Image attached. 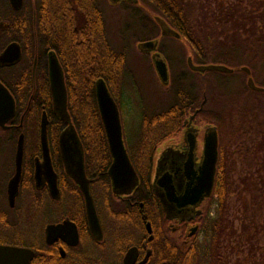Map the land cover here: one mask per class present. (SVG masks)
Listing matches in <instances>:
<instances>
[{
	"label": "flooded vegetation",
	"instance_id": "flooded-vegetation-1",
	"mask_svg": "<svg viewBox=\"0 0 264 264\" xmlns=\"http://www.w3.org/2000/svg\"><path fill=\"white\" fill-rule=\"evenodd\" d=\"M137 4L148 3L139 0L135 4L126 0L116 4H109L107 0H19L17 4L12 0H0V39L6 41L0 55L11 43L18 44L20 50L17 62L0 64V83L7 88L15 103L13 118L7 122L6 129L0 128L5 134L0 136V163L5 166V178L0 177V246L31 251L32 258L27 264H171L177 258L176 251L196 250L206 239V224L208 218L214 215L212 209L208 214L211 196L198 206L178 208L157 184L165 173H170L175 182L176 196L182 194L187 182L183 171L187 159L185 135L194 133L196 136L195 169L199 164L203 133L209 126L213 127L200 124L195 118L199 113L195 112L202 110L207 102L205 97L198 109L184 120L180 135L158 146L143 184L126 147L137 177V184L130 191L126 187L114 189L112 186L107 174L112 162L109 151L108 163L107 157L100 158L101 164L106 162V170L101 175L89 177L82 147L85 174L98 218V231H94L89 224L82 192L64 169L58 138L69 124L54 108L50 61L57 60L65 88V64L80 60L79 57L84 54L82 50H86L82 60L86 65L99 67L105 64L103 33L106 29V7L130 13ZM17 5L19 8L15 9ZM132 17L128 18L130 22L124 27L127 30L124 35L129 34L130 28L137 27L143 36L136 37L129 45L126 37L121 45L112 47L115 68L121 69L123 56L132 76L124 93H121L125 96L129 95L128 89L136 85L133 68L147 67L155 75L154 55L159 54L164 59L169 73L168 83L171 59L166 51L175 50L178 57L172 61L176 65L181 63L187 66L188 60L180 53L185 45L182 35L179 34V38L162 35L156 23L159 33L156 37H147V23L153 25L154 17H144L146 25L133 21L135 18ZM89 38L93 41L90 42ZM150 41L156 44L153 51L140 48L142 43ZM128 56L131 58V69ZM190 58L195 64L191 53ZM66 110L70 125L75 129L68 110V94ZM42 118L47 122L49 155L58 189L56 198L49 191L41 166ZM21 134L24 136L21 177L17 192L11 197L9 183L15 173L17 141ZM64 222L69 223L67 227L47 236L48 226Z\"/></svg>",
	"mask_w": 264,
	"mask_h": 264
},
{
	"label": "trees",
	"instance_id": "trees-1",
	"mask_svg": "<svg viewBox=\"0 0 264 264\" xmlns=\"http://www.w3.org/2000/svg\"><path fill=\"white\" fill-rule=\"evenodd\" d=\"M139 1L148 4L134 5L133 8L136 9L130 12L131 16L144 25H146L144 21L146 16L163 19L185 38V42L191 48L195 64L230 66L235 70L234 74L242 75L243 81L247 76L240 71V68L247 67L252 79L258 86L264 88V82L257 81L264 76V62L262 64L261 54L258 53L261 46L264 50V39L259 35L257 27L258 20L264 16V11L261 12L264 8V0L260 4L256 0H248L249 3L245 2V5L241 0H236L224 14L219 15L210 7V0H207V4L200 8L202 22L197 20L196 5L188 4L195 0ZM218 16H221L223 22L216 19ZM218 22L223 23L219 31ZM152 24L150 26L147 23L149 27L147 37H156L159 33L156 22L153 21ZM104 31L105 64L102 63L99 67L86 65L82 61L86 56V50L81 51L84 54L79 57L80 60L70 58V64L67 62L65 64L68 110L84 150L89 177L101 175L106 170L107 164L106 162L101 164L100 158H108V146L95 98V81L100 78L105 81L121 113L118 104L119 94L124 93L126 85L132 79L123 56L121 69L115 68L112 46L106 29ZM221 34L225 36L224 41L220 38ZM89 41L93 40L89 38ZM5 42L0 39V50ZM247 55H251L253 62L244 61ZM256 61H259L261 70L256 69ZM176 66L177 73H173L171 67V85L168 89L172 93V104L163 110L142 116L140 131L135 141V151L128 145L124 136L125 144L143 184L152 166L151 158L158 146L179 136L184 120L198 109L204 97L207 99L205 106L195 118L200 124L215 127L218 134V161L213 192L208 204V214L212 209L214 215L208 218L205 229L206 239L202 246L196 250L190 248L176 251L177 258L171 264H224L221 258V241L229 236L228 232L232 229L228 219V194L233 166L231 159L228 158L231 156L224 152L225 147L238 144L237 157L244 168V176L239 181L249 196V201L244 203L243 210L245 213L250 212V225H243L241 234H248L252 229L250 239L254 243L257 242V236H264V106L258 102L259 96H264V92L250 91L244 83L240 94L227 98L226 106L229 105L228 108L232 110L229 114L211 110L207 105L213 96L212 79L208 77L211 73H195L181 63ZM25 138L27 142V136ZM92 193L96 198L93 186Z\"/></svg>",
	"mask_w": 264,
	"mask_h": 264
},
{
	"label": "water",
	"instance_id": "water-1",
	"mask_svg": "<svg viewBox=\"0 0 264 264\" xmlns=\"http://www.w3.org/2000/svg\"><path fill=\"white\" fill-rule=\"evenodd\" d=\"M120 1L123 0H107L109 4H116ZM126 1L135 4L138 0ZM12 2L18 4L19 0H12ZM14 8L18 9L19 7L17 5ZM154 20L159 25L162 35L179 38V34L167 25L163 19L155 16ZM155 46L156 44L150 41L142 43L140 48L150 52L155 49ZM19 58L20 50L18 44L11 43L0 55V64H14ZM187 66L190 71L199 74L220 73L229 75L233 74L235 71L233 68L224 65H195L192 63L190 56H188ZM153 67L159 82H161L163 86L167 85L169 81L168 68L164 59L159 56V54L153 56ZM240 71L247 76L246 87L249 90L257 93L264 92L263 87L256 86L254 80L250 76V70L247 67H241ZM50 86L55 111L69 124L58 138V147L61 150L64 169L66 174L73 179L82 192L89 224L94 231H98V218L88 186L89 181L84 169L82 144L74 127L70 125L69 116L66 110L67 92L64 85L63 75L56 59L50 61ZM94 91L108 151L112 159L107 174L114 189L126 187V189L130 191L137 184V177L127 154L118 106L103 79L100 78L95 81ZM204 103L205 102H203V104ZM199 111H196L195 114ZM14 113L15 103L13 97L7 88L0 83V128H7L6 124L13 118ZM193 116L191 118H193ZM46 126L47 122L42 118L40 125V146L42 150L41 166L47 177L49 191L51 195L56 198L58 196V189L56 175L50 161ZM184 138V142L187 144V159L184 163L183 171L187 182L182 194L179 197L176 196L175 182H173V175L170 173H165L157 182V184L166 192L168 199L171 202H174L178 208L198 206L204 199L211 196L218 161V134L215 127L209 126L203 133L201 142V159L196 169L194 167V153L197 146L196 136L193 133L191 136L185 135ZM23 144L24 136L21 134L17 141L15 173L9 183L11 197L16 194L18 182L21 177ZM68 224V222H64L56 226H48L46 228L47 236L53 232L64 229ZM31 258L32 252L27 249L0 246V264H27L28 260Z\"/></svg>",
	"mask_w": 264,
	"mask_h": 264
},
{
	"label": "rangeland",
	"instance_id": "rangeland-1",
	"mask_svg": "<svg viewBox=\"0 0 264 264\" xmlns=\"http://www.w3.org/2000/svg\"><path fill=\"white\" fill-rule=\"evenodd\" d=\"M235 1L236 0H210L209 4L210 7L215 10L217 15H219L224 14L228 10L229 6ZM241 1L243 5H245V2L249 3L248 0ZM256 1L259 4L260 2H263V0ZM188 4L196 5L197 20L202 22L200 8L202 9L201 6L207 4V0H195V2L190 1ZM203 10L205 11V7L203 8ZM262 10L264 11V8L261 9V12ZM129 17H131V14L129 12L125 13V11H122L120 9H111L106 7L104 12V20L108 40L112 47L116 48L117 46L121 45L124 38L126 37L128 38L127 45H129L130 42H132V40H134L136 37L138 38L143 36L141 35V31L137 27L130 28V31L128 30L129 34L124 35L127 32V30H124V27L130 22L128 19ZM220 18L221 16L216 17L219 22H223V20H221ZM133 21L138 20L135 19ZM222 24L223 23H219L220 26L218 27V31L222 29ZM257 27L259 28V35L263 36L264 39V16L258 20ZM131 36L135 37L131 38ZM220 38L224 41V34H221ZM183 42L185 45L182 47L183 49H180V53L182 55L186 53L185 58H187L188 55L190 56L191 48L188 46L185 40H183ZM262 47L263 46H261V50H258V53L261 54L260 59L263 64L264 50H262ZM174 51V49H169L168 51H166V55H168L171 59V67L173 68V73H177L178 68L176 66V63H174V61L172 60L177 58L178 55ZM142 59L146 61L144 57ZM130 60L131 58L130 56H128L129 68L131 67ZM244 61H248L250 63L253 62V59L251 55H247ZM255 66L257 70H261L259 61H256ZM226 67L232 68L230 66ZM132 72L134 74L133 77L136 81V85L133 88L128 89L129 95L125 96L120 92V100L118 104L121 110L120 117L125 139L127 140L128 145L132 148V150L135 151V141L140 131L142 116L144 114H151L153 112H157L169 107L172 104L173 100L172 93H170V91L168 90L171 85V78L170 82L167 85L162 86L161 82L157 80L156 74L154 75L147 67H138V69L133 68ZM241 76L238 73H235L232 76L226 74L221 75L219 73H211L208 75V77L212 79L213 85V88L211 89L213 96L210 99L211 101L207 103L209 109L224 111L228 114L232 111H230V109L228 108L229 105L226 106V101L227 98H231V95L236 96L237 94H240L244 83L246 85L247 78H245V80L243 81ZM257 81L264 82V76L260 77V80L258 79ZM254 82L256 86H258L256 81ZM235 102H237V100ZM258 102L264 106V96H259ZM4 135L5 134L0 131V136ZM238 149V144H233L232 147H225L224 149L226 155L231 156L227 157L230 158L231 162L233 163V166L231 167V183L228 194V219L232 224V229L228 232L229 236L221 241V258L224 264H264V236H257V242L254 243L253 240L250 239V233H253L252 229L248 234H241L243 231L241 227L243 225L249 224L250 222V212L245 213L243 210V205L244 203H248L249 196L243 190V186L239 181L240 178L244 176V168L241 166L240 160L237 157ZM0 177L5 178V166L1 165V163ZM259 223H261V221ZM202 241L203 240L201 239L200 242Z\"/></svg>",
	"mask_w": 264,
	"mask_h": 264
}]
</instances>
